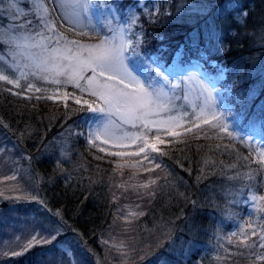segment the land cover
<instances>
[{
  "label": "trees",
  "instance_id": "trees-1",
  "mask_svg": "<svg viewBox=\"0 0 264 264\" xmlns=\"http://www.w3.org/2000/svg\"><path fill=\"white\" fill-rule=\"evenodd\" d=\"M95 10H111L119 18L132 16L140 50L158 61L166 64L183 47L210 71L223 70L221 85H228L229 91L223 92L220 100L233 130L243 137L264 134V0H95ZM238 13H242L240 20ZM25 21L31 24L17 34L47 43L36 35L48 33L42 31L33 0H0V33H11ZM51 42L47 43L50 48ZM4 47L0 42V53ZM161 74L172 80L162 70ZM6 89L11 87L0 82V139L14 143L15 181L23 194L42 205L37 211L42 223L50 229H65L57 238L70 240L77 264L92 263L101 249L99 236L121 228L116 207L131 189H120L118 182L128 172L118 167L114 155L74 134L86 113L82 107L54 102L45 94L16 95L13 93L22 91ZM237 115L240 118L234 119ZM250 119L260 123V131L248 128ZM227 137L202 123L160 146L163 154L148 151L154 157L152 163L159 167L144 172L147 178L154 173L156 183L137 193L139 200L136 207L132 205L135 212L144 213L130 219L136 243H142L137 246V264H160L161 258L166 264H192L203 251L208 264H264L256 258L264 255V248L249 227L246 235L251 247L241 246V240L232 235L231 242L230 236L222 241L227 245L223 246L225 254L209 255L210 248L219 245L214 242L218 240L214 231L220 226L217 222L230 212L235 192L245 195L252 188L264 196V188H260L263 175L251 158L248 143L239 140L233 144ZM16 199L0 197V235L13 215L21 212ZM235 201V222L247 213L248 225L264 231V212L257 206H264V201L253 207ZM167 228L164 239L158 240ZM183 243L195 249L185 253ZM31 249L35 253L8 256L0 263L35 264L40 249L51 250L43 243ZM183 254L188 255L185 262L181 261Z\"/></svg>",
  "mask_w": 264,
  "mask_h": 264
},
{
  "label": "rangeland",
  "instance_id": "rangeland-1",
  "mask_svg": "<svg viewBox=\"0 0 264 264\" xmlns=\"http://www.w3.org/2000/svg\"><path fill=\"white\" fill-rule=\"evenodd\" d=\"M94 1L95 0H92L91 6L87 12L76 7L73 0H57V3L60 5L59 7H57V3H49V0H43V3L48 7L49 16L55 21L57 30L63 33L68 40H76L85 45L98 43L99 40L106 36H115L117 42L121 35H123L124 39L137 40V37L135 38L137 32L134 30L135 25L132 23V16H123L119 18V15L113 14L111 10L102 11L103 13H99L96 10L93 11ZM33 4L37 14L38 8L36 7L35 0H33ZM53 8L56 9L55 12H52ZM241 14L239 15L238 13V18L241 17ZM57 17L60 18L56 19ZM42 28L44 29V25H42ZM120 29H123L122 33ZM132 30L135 31L133 33L134 38L131 34ZM44 32H46L47 35L48 32ZM82 33L86 34L82 35ZM17 35L21 40H25L26 38L29 44L35 43V40L32 41L31 38L26 35ZM48 35L50 34L48 33ZM47 43L49 44V41H47ZM51 43V47L56 46L55 41ZM137 50L140 53V59L132 57L126 61V63L135 65L134 75L140 80L141 84H144L145 87L148 88L154 87L159 89L165 94L164 97H162V101H171L169 107L172 111H161L149 115L146 119L156 123H149L148 129H145L142 127L143 121L125 123L121 118L124 113L123 108H121L120 112H116L115 109L113 110L110 126L114 136L128 138L110 139L108 137H101L100 140L96 141V144L100 149L103 148V152L107 155H113L111 153H121V155H114L116 157L115 160L117 161L118 167L122 170H127L130 175L127 174L124 178L121 175L122 179L118 182V187L120 189H131V194L127 193L128 195H124L120 199L121 203L116 207L121 228H116L117 230L105 232L103 235L99 236L98 240L101 249L97 251V253L95 252V261L93 258L92 263L88 262L87 264H137L138 261H140L139 248L142 243H140L139 240L138 243H136L137 237L130 227V219L133 218L128 216V214L129 212L135 211L134 207H136V201L139 200L137 193H141L145 190V188L140 186L147 184L149 180H156L157 177L154 173L150 175L149 178L143 176L144 172H146L147 169L154 168L155 164L145 162L144 153L135 155V153H139L140 147H144L143 140H136V138H146L149 144L155 143L156 146L160 148V146L168 144L172 139H176L186 133V128L193 129L194 124H202V119H195V115L199 112L200 106L204 104L209 94L211 95V100L215 104L217 114H222V119H225L224 123L228 125L229 131L233 133L232 136L226 135V137L228 136L227 139H230L233 144L242 140V143L247 142L248 147L251 148V158L253 162L258 164L257 170L263 175L260 188H264V161H261L258 155V152H264V134L261 133L262 136L256 135L254 137L246 134L247 136L243 137L233 130L232 122L228 121L227 116L224 115L225 109L222 105V100H220L222 95L224 96V93L229 91L228 85H221V81L224 78V71H210L197 55H188V51L183 47H179L166 64L162 61H158L159 59L156 56H148L140 50V47H138ZM24 51L26 53L35 54L37 58H39L41 54V49L39 47L26 48ZM73 51H76L74 46ZM84 55L86 56V52ZM20 60L22 64L33 63L31 60H25L23 57H21ZM141 60H143V63H141ZM153 60L156 61V63H153ZM212 64H214L213 61ZM32 70V68L25 69V71L29 73H31ZM161 70L167 75H170L172 80L161 74ZM157 72L160 73L159 76L156 75ZM82 75L87 78L93 74L91 69H89ZM108 75L110 74L106 73L105 77H99L97 75L95 79L100 83H104ZM121 78V76L116 75L114 80L108 81V83L118 89L128 92H132L137 88L134 82L126 78L124 79V84H120L119 81ZM60 79L64 80L66 78L60 77ZM21 83V88H15L13 85L7 83L5 84L10 86L13 92L22 91V94L25 96L33 93L45 94L47 97H59L58 99L51 100L63 104L68 102L76 104L75 100L80 99L81 104L76 105L82 108L87 107L83 105V100H88L90 103H93V106L101 104L96 97H92L88 92L81 93V91L72 84H55L52 83L51 79H37L31 74H29L27 81H22ZM28 83L33 84L34 88H39L41 91H26L25 89ZM81 83H84V81H81ZM173 85H175V87H173ZM180 86H182V92ZM65 93L68 94L67 98L64 96ZM185 96L187 99H185ZM185 113H187L186 116H184ZM93 116L94 114L86 112L85 115L81 117L76 130H74V134H78V136L85 139L87 143L88 132L97 126V121L92 118ZM170 116H184V119L178 122L180 126L176 124L160 123L161 121L168 120ZM204 119L211 120L212 117L211 115H205ZM247 125L252 131H260V123L255 121V119H250ZM253 127L257 129H252ZM170 133H180V135L174 136ZM105 139L108 140V143H104ZM134 140H136L135 143L133 142ZM160 140H163L164 143H159ZM13 147L14 143L12 140L8 139L7 141H3V139H0V197H16L18 198L16 200H19L22 208L21 212L13 215L11 221L2 230L0 235V259L8 256H16L12 255L14 252L27 255H30L31 252L35 253L34 249L31 248L27 251H23L26 244L35 236L39 240H49V243L43 244H47L49 249H51L48 252L40 249L35 257V264H77V259L73 256L72 248L70 247V240L61 241L57 238L58 234L65 231V229L62 227L50 229L49 224L42 223L37 216V211L43 209V207H41L42 205L35 201L33 197L26 195L28 193L23 194L24 192L21 187L16 183L17 172L13 164L17 161V155L14 153ZM149 150L150 149L147 151ZM146 163L148 166L145 165ZM12 176H15L14 180L6 179ZM250 190L247 191L245 195H243L242 192H235L233 202L237 200V202L241 201L247 203L250 207L256 206L258 201H254L252 197L263 196V192L257 194L256 191H252V188H250ZM26 192H28V190ZM149 192L151 193V190ZM233 202L229 205L228 210H230V212L226 215V218L217 222V225L220 226H218L214 233L218 240H214V242L217 241L219 245L217 248H215V246L210 248V250H212L209 251V255L213 254V256H217L226 253L227 250L223 248V246L227 245L222 242L224 237H231L233 233H236L239 240H243L247 233L248 214H243V216L239 218V222L236 223L235 219L232 218L234 215L233 211L235 210V203ZM132 205L134 207H132ZM125 217H128V219L126 220ZM241 229H244V231L241 232ZM168 230L169 228L165 230V233L162 234L158 240L161 241L164 239ZM53 237H55V239H53ZM105 241H107V243H105ZM121 242L123 243L122 248L119 247ZM38 244L42 243H34L33 245ZM180 244L181 243L178 245ZM137 246H139L138 249ZM54 248L56 249L55 252L52 251ZM182 248H184L185 253H188V251L195 249V246H191L190 243H183ZM229 250L232 249L229 248ZM187 256L188 255L185 254L180 256L181 261L185 262ZM207 262L208 256L206 257V251L198 253L197 258L194 259V261L192 260V264H208Z\"/></svg>",
  "mask_w": 264,
  "mask_h": 264
},
{
  "label": "snow or ice",
  "instance_id": "snow-or-ice-1",
  "mask_svg": "<svg viewBox=\"0 0 264 264\" xmlns=\"http://www.w3.org/2000/svg\"><path fill=\"white\" fill-rule=\"evenodd\" d=\"M13 2V0H10ZM49 3H57V0H49ZM76 7L87 12L91 6L92 0H73ZM36 7L38 8L37 19L40 24L44 25V31H47L50 35L41 36L40 32H36L37 36L41 37V41H55V47H49L47 43H27V39L21 40V38L16 34L19 30L26 28L31 24V21H25L20 24L16 29H13L11 33L5 31L0 33V42L4 44L3 52L0 53V82L13 85L15 88H21L22 81H27L29 74L35 76L37 79L52 80L55 84H72L75 88L79 89L81 93L88 92L92 97H96L101 104L93 106L88 100H83V105L86 108H81V111L94 114L92 117L97 121V126L92 128L88 132V143L92 147H97V140L101 137H108L110 139H123L128 137H115L111 129V117L113 110L120 112L123 108L124 113L121 118L125 123H130L132 121H143L142 127L148 129L149 123H156L154 121H148L146 117L158 112H171L172 109L169 107L171 101L163 102L162 97L164 93L156 88L145 87L144 84L140 83V80L134 75L135 65L126 63L130 58L135 57L140 59V53L138 52V47L140 44L139 39L131 40L124 39L123 35L120 36L119 41L115 36L104 37L95 44H81L76 40H68L63 33L59 32L56 27L55 21L49 16V9L43 3V0H35ZM60 5L57 3V7ZM55 8L52 12H55ZM246 16L247 13H244ZM57 17L56 19H59ZM135 23V19L132 20ZM121 33L123 29H120ZM86 33H82L84 35ZM63 41V43H62ZM73 46L76 51H73ZM30 47H39L41 49V54L39 58L35 54L26 53L24 49ZM86 52V56L84 53ZM127 54V55H126ZM23 57L25 60H31L33 63H21L20 58ZM66 62V63H65ZM156 63V61H152ZM143 63V60H141ZM26 68H32L31 73L26 72ZM91 69L92 76L85 78L82 74ZM99 70V71H98ZM109 73L107 79L104 83H100L95 78L105 77V74ZM119 75L122 78L119 83L124 84V79H128L137 85V88L132 91H123L109 84L108 81L114 80L115 76ZM157 76L160 75L159 72L156 73ZM60 77H65L66 79L61 80ZM84 81V83H81ZM127 87V86H125ZM175 87V85H173ZM11 92L12 89H6ZM26 91L28 92H40L41 89L34 88V85L28 83L26 86ZM16 95H21L22 93H13ZM67 98L68 94H64ZM38 99H43L45 97H37ZM59 97L48 96L47 99H58ZM185 99L187 97L185 96ZM76 104H81L80 99L75 100ZM103 105V106H101ZM67 106V105H65ZM187 113L184 114L186 116ZM205 115H211L212 119H204ZM184 116H170L168 120L161 121L164 124H176L180 126L178 122L184 119ZM237 115L234 119H239ZM195 119H202L205 125H210L214 129H218L220 132L225 133L228 136H232L233 133L229 131V127L223 122L222 114H217L214 102L211 100V95L206 98L203 105L200 106L199 112L195 115ZM135 126V125H134ZM194 128H199V125H193ZM150 130V129H149ZM192 128H186L185 132H191ZM174 136H179L180 133H170ZM136 140H143L144 147H140V153H144V160L151 164L154 157L148 154V149L151 152L161 153V150L156 146L155 143L149 144L146 138L137 137ZM136 140L133 142L135 143ZM104 143H108L105 139ZM159 143H164L160 140ZM104 151L103 148L100 149ZM113 155H121V153H111ZM261 161H264V152H258ZM155 167H159L157 164ZM152 171L153 169H147ZM6 179L14 180L15 176L7 177ZM155 180L149 181V183L141 185L142 188H148L149 184H155ZM254 201H264V196L256 197L253 196ZM259 210L264 212V206L257 205ZM143 212H129L128 216L132 218H138L142 216ZM127 220L128 217H125ZM252 228L251 235L256 236L260 241V247L264 248V231L257 230L253 228L251 224L248 225ZM244 229H241L243 232ZM236 236V233L232 234ZM55 239V237H53ZM249 237L244 236V239L240 241L241 246L251 247L247 241ZM231 242V237H229ZM49 240H39L37 237L33 236L32 239L26 244L23 251H27L33 246L34 243H49ZM107 243V241H105ZM252 243H255L254 241ZM123 247V243L119 245ZM20 252H14L12 255H20ZM258 260H264V255H259L256 257ZM160 264H166V261L161 258Z\"/></svg>",
  "mask_w": 264,
  "mask_h": 264
}]
</instances>
